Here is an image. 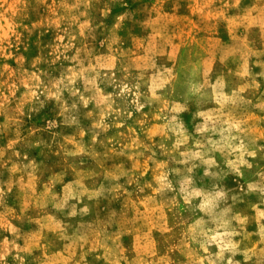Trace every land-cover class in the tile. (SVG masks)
Instances as JSON below:
<instances>
[{
  "label": "rangeland",
  "instance_id": "1",
  "mask_svg": "<svg viewBox=\"0 0 264 264\" xmlns=\"http://www.w3.org/2000/svg\"><path fill=\"white\" fill-rule=\"evenodd\" d=\"M0 264H264V0H0Z\"/></svg>",
  "mask_w": 264,
  "mask_h": 264
}]
</instances>
